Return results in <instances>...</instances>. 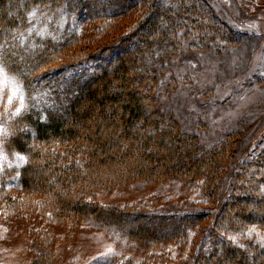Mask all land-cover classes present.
Listing matches in <instances>:
<instances>
[{"label":"trees","instance_id":"trees-1","mask_svg":"<svg viewBox=\"0 0 264 264\" xmlns=\"http://www.w3.org/2000/svg\"><path fill=\"white\" fill-rule=\"evenodd\" d=\"M98 22L97 39L86 38ZM223 29L204 0H0V66L25 103L9 122L0 114V147L27 159L0 172V219L29 234L30 264H50L55 228L82 221L121 231L137 249L191 243L193 264H264V242L250 233L264 228V147L244 154L232 132L207 148L205 122L187 129L163 104L189 82L172 71L178 57L240 44ZM139 182L199 186L203 211L95 200Z\"/></svg>","mask_w":264,"mask_h":264},{"label":"rangeland","instance_id":"rangeland-1","mask_svg":"<svg viewBox=\"0 0 264 264\" xmlns=\"http://www.w3.org/2000/svg\"><path fill=\"white\" fill-rule=\"evenodd\" d=\"M204 1L225 26L223 31H233L231 36L240 44L228 47L218 57L214 53L187 52L178 57L172 71L189 82L164 98L163 104L181 118L187 129L195 128L198 119L205 122L207 130L202 137L205 147L211 148L235 132L232 140L240 133V150L246 154L255 147H264V0ZM128 24V18H124L114 27L119 30ZM100 25L98 22L85 26L86 38L97 39L96 30ZM103 43L100 40L89 45L99 48ZM24 107L21 84L3 69L0 74L2 119L9 122ZM26 162L23 155H6L0 147V172L6 166L19 169ZM227 184L226 181L222 187L221 197L226 193ZM95 200L105 206L141 205L162 212L203 211L201 202L204 201L199 186L179 182L156 186L134 183L125 189L103 190ZM18 224L0 219V264H30L35 256L32 239ZM250 233L264 242V228H252ZM54 235L50 264H105L112 259L146 264H193L194 261L191 243L185 246L175 242L157 243L137 249L121 231L102 229L87 221L70 232L56 227Z\"/></svg>","mask_w":264,"mask_h":264},{"label":"snow or ice","instance_id":"snow-or-ice-1","mask_svg":"<svg viewBox=\"0 0 264 264\" xmlns=\"http://www.w3.org/2000/svg\"><path fill=\"white\" fill-rule=\"evenodd\" d=\"M2 73H3V69L0 68V74H2ZM9 99H11V97H9Z\"/></svg>","mask_w":264,"mask_h":264}]
</instances>
